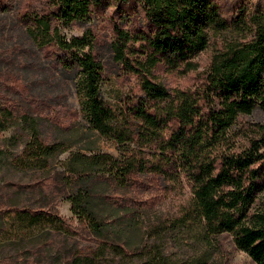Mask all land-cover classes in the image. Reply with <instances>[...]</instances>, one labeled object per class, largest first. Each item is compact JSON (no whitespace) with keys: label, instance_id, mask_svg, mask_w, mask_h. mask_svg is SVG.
Listing matches in <instances>:
<instances>
[{"label":"trees","instance_id":"trees-1","mask_svg":"<svg viewBox=\"0 0 264 264\" xmlns=\"http://www.w3.org/2000/svg\"><path fill=\"white\" fill-rule=\"evenodd\" d=\"M46 1L43 12L25 13L30 34L41 48L63 52L57 59L75 71L88 131L114 139L120 154L74 150L49 176L71 201L78 228L52 205H6L28 231L25 237L54 228L95 244L92 252L77 251L65 264H100L101 257L129 254L125 233L140 224L148 201L126 196L151 182L157 197L187 187L190 197L178 221L200 220L213 235L228 232L239 250L264 264V211H252L264 191V124L239 126L242 116L264 110V9L241 8L230 20L215 0ZM110 2L118 9L139 3L145 19L135 30L113 20L111 47L119 74L136 79L118 107L102 95L105 68L95 54V35L67 38L55 24L91 18ZM211 45L210 63L194 86L172 89L159 78L160 68L197 71L196 58ZM6 120L0 114V131L8 127ZM57 125L58 134L49 137L40 121H32L29 140L12 162L44 170L80 141L63 133L69 126ZM143 264L172 262L155 251Z\"/></svg>","mask_w":264,"mask_h":264},{"label":"rangeland","instance_id":"rangeland-1","mask_svg":"<svg viewBox=\"0 0 264 264\" xmlns=\"http://www.w3.org/2000/svg\"><path fill=\"white\" fill-rule=\"evenodd\" d=\"M215 1L230 20L241 8L250 13L257 5L264 9V0ZM47 4L46 0H0V114L6 116L8 122V127L0 131V264H65L77 251L82 254L92 252L95 244L64 230L49 228L44 233L37 230L33 232L38 233L36 237H25L28 231L15 219V211H10L6 205L17 208L52 205L73 228H78L71 201L66 199L63 189L55 187L49 176L54 169L59 170L61 161H65L74 150L89 154L90 147L93 151L115 157L120 154L114 139L88 131L83 96L75 85V71L62 68L57 59L58 53L63 52L41 48L30 34L31 23L25 13H41ZM109 4L91 18L67 23L55 21V24H61L60 32L67 38L89 33L95 35V54L105 68L102 95L118 107L120 97L134 87L136 79L119 74L111 47L113 20L127 30H135L144 27L145 19L139 3L121 9L112 2ZM225 36L228 35L222 34L221 38ZM213 51L214 45H211L196 58L199 63L197 71L171 73L160 68L157 74L172 89L192 87L200 72L209 65ZM32 121H40L49 137L58 134L60 127L57 124L62 123L63 128L69 126L63 133L67 132L80 141L69 151L55 156L44 170L20 169L12 158L29 140L28 128ZM255 123L264 124V110L261 108L242 116L239 126ZM128 196L148 201L139 215L140 224L125 233L132 252L120 253L118 257L111 255L108 259L101 257L100 264H143L150 252L154 254L155 251H161L172 264H257L237 248L230 233L213 235L200 220L198 223L178 221L182 215L181 205L190 197L187 187L157 197L156 189L147 182L126 198ZM252 211H264V191L258 195Z\"/></svg>","mask_w":264,"mask_h":264}]
</instances>
